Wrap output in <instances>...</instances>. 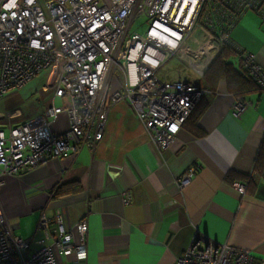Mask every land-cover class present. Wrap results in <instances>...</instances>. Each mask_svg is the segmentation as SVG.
I'll list each match as a JSON object with an SVG mask.
<instances>
[{"label":"built area","instance_id":"built-area-1","mask_svg":"<svg viewBox=\"0 0 264 264\" xmlns=\"http://www.w3.org/2000/svg\"><path fill=\"white\" fill-rule=\"evenodd\" d=\"M248 9L264 17V0H0V97L41 74L53 89L40 115L0 129V185L4 174L93 146L111 105L120 100L134 109L157 147H167L204 93L199 79L221 44L234 43L230 30ZM140 15L149 25L129 34ZM196 29L204 36H193ZM175 55L190 67L193 80L158 76ZM241 55L242 66L264 88L255 53L241 49ZM245 106L238 98L233 108L241 112ZM63 111L68 126L54 131ZM190 180L191 171L182 173L179 188ZM87 230L86 216L70 225L58 209L53 218L41 213L36 234L23 238L12 233L0 209V264H62L63 258L65 264H85ZM176 264L256 263L250 249L195 233Z\"/></svg>","mask_w":264,"mask_h":264},{"label":"crops","instance_id":"crops-1","mask_svg":"<svg viewBox=\"0 0 264 264\" xmlns=\"http://www.w3.org/2000/svg\"><path fill=\"white\" fill-rule=\"evenodd\" d=\"M260 26L246 17L233 41L254 52L264 69ZM193 36L204 35L196 29ZM233 61L239 66L237 56ZM45 76L36 77L42 81L36 89L31 82L17 89L26 96L38 92L30 111L0 97V129L43 112L53 96ZM218 87L204 93L206 105L197 119L201 134L182 125L171 143L159 148L134 109L120 100L111 105L103 136L93 146L83 144L66 157L1 176L0 209L12 233L31 237L41 213L53 218L60 209L70 225L87 217L85 264H176L195 233L250 249L255 263H264V178L253 170L264 136V89L242 96L246 106L237 112L233 105L239 96L223 81ZM67 126L63 111L52 128L59 132ZM186 171L191 180L180 189L178 178ZM231 172L253 174V191L243 180L229 179ZM238 184L244 185L242 191ZM58 185L67 193L52 196Z\"/></svg>","mask_w":264,"mask_h":264},{"label":"trees","instance_id":"trees-1","mask_svg":"<svg viewBox=\"0 0 264 264\" xmlns=\"http://www.w3.org/2000/svg\"><path fill=\"white\" fill-rule=\"evenodd\" d=\"M240 16L241 14L235 19V23L238 21ZM261 18L262 21H264V17L261 16ZM241 49L242 48L238 46L236 42L233 44L223 42L221 44L220 51L216 54L210 62L208 68L199 79V86L204 90V93L215 91L219 88L218 86L222 81L224 82L227 91L235 96H239V98L251 91L264 89L259 86L256 79L248 73L247 69L242 66ZM233 55L238 57L239 66H235V62L230 59ZM204 93L198 99L182 124L188 127L191 132H196L198 134L202 133L199 125L197 124V119L206 105ZM253 170L255 173L264 178V136L255 158ZM229 176L243 180L246 183L248 191L252 192L256 185V179L253 174L243 175L231 172L228 177ZM230 177L229 179H231ZM65 190L66 189H64L62 185H58L52 192V196L64 195L67 193Z\"/></svg>","mask_w":264,"mask_h":264},{"label":"rangeland","instance_id":"rangeland-1","mask_svg":"<svg viewBox=\"0 0 264 264\" xmlns=\"http://www.w3.org/2000/svg\"><path fill=\"white\" fill-rule=\"evenodd\" d=\"M246 17L251 18V19H257L260 23V27L262 30H264V21H262V18L258 12H256L253 9H248L244 13L241 14L240 18L236 22V24L231 28L230 30V36L234 40L235 38L238 39L235 28L239 24V22ZM149 25V18L140 15L136 18H134L129 25L128 33H132L134 31H138L139 33H142L146 27ZM231 60H235V55L231 56ZM158 76L161 78H169V79H184L185 81H188L191 79V69L190 67L179 57V56H172L169 58L167 61H165L161 67L157 70ZM116 75L119 76L120 78H123V73L121 71H116ZM37 78L31 80L29 83L34 84L33 87L35 89L40 87V84L42 81L36 82ZM36 82V84H35ZM37 85V86H36ZM38 92L34 93L33 95H22L20 90H14L6 94V98L4 101L8 100L10 102H17L18 105L22 107V109H26L30 111L32 108V101L34 98L38 96ZM5 96L1 97L2 99ZM0 98V99H1ZM44 100L40 99L39 103H43ZM37 107V104L35 105Z\"/></svg>","mask_w":264,"mask_h":264}]
</instances>
